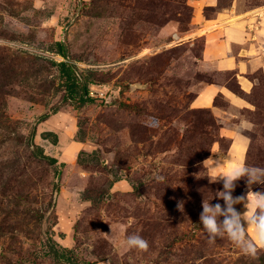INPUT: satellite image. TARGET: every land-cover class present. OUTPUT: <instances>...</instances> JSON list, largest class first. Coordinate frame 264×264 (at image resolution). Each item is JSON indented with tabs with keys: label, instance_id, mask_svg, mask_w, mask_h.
Returning <instances> with one entry per match:
<instances>
[{
	"label": "rangeland",
	"instance_id": "374dc122",
	"mask_svg": "<svg viewBox=\"0 0 264 264\" xmlns=\"http://www.w3.org/2000/svg\"><path fill=\"white\" fill-rule=\"evenodd\" d=\"M230 6L0 0V264H69L58 249L71 264H264V249L249 257L199 230L229 167L210 172L209 158L264 168V24L257 11L238 27ZM58 41L88 84L83 107L65 99ZM248 190L240 180L233 196ZM130 234L148 249L124 250Z\"/></svg>",
	"mask_w": 264,
	"mask_h": 264
},
{
	"label": "clouds",
	"instance_id": "9594fccd",
	"mask_svg": "<svg viewBox=\"0 0 264 264\" xmlns=\"http://www.w3.org/2000/svg\"><path fill=\"white\" fill-rule=\"evenodd\" d=\"M237 135H242V130L238 129ZM208 160L212 161L208 168L210 172H216L226 164L229 167L212 181L222 183V189L215 192L206 203L203 201L199 216L202 227L199 230L209 244H215L218 238H227L244 255L256 257L259 250L264 249V193H254L251 187L264 184V168L239 164L228 157L222 161ZM240 180L246 182L249 190L246 195L234 197L233 192ZM213 199L218 201L214 205L210 203ZM219 201H223V204ZM238 204L243 205V213L237 211L235 206ZM178 207L183 210V202ZM249 229L253 233L252 239L248 237ZM120 243L127 251L143 252L149 247L148 241L138 234L126 235Z\"/></svg>",
	"mask_w": 264,
	"mask_h": 264
},
{
	"label": "trees",
	"instance_id": "16d2710c",
	"mask_svg": "<svg viewBox=\"0 0 264 264\" xmlns=\"http://www.w3.org/2000/svg\"><path fill=\"white\" fill-rule=\"evenodd\" d=\"M53 48L55 53L63 58L62 62H53V66H55L59 72V78L61 80V84L65 88L67 95L65 99L70 100L75 108L83 107V105L92 102L93 100L88 95V84L85 81H80L79 77L75 73V69L72 65L66 61L67 55V47L63 42H55L53 44ZM55 114V113H54ZM47 115L42 116L41 119H45ZM52 136L53 140L51 141L52 145L57 144V136L54 133L46 132L42 135L43 139L48 140V137ZM34 148V156L39 158L40 160L47 161L50 165L57 164L56 159L49 157L43 153V150L38 147L31 145ZM52 258L57 262L69 263L73 262V256L70 250L67 249H58L54 250L52 253Z\"/></svg>",
	"mask_w": 264,
	"mask_h": 264
},
{
	"label": "crops",
	"instance_id": "0c3cea01",
	"mask_svg": "<svg viewBox=\"0 0 264 264\" xmlns=\"http://www.w3.org/2000/svg\"><path fill=\"white\" fill-rule=\"evenodd\" d=\"M240 1H242V0H231L230 8L226 11H223L221 14H224L225 12H229L231 15L232 13H234V9L236 8L235 14L233 15L234 17L232 18V16H230L232 18V20H234L236 22L234 24L235 25L239 24L238 27H240L242 23L243 24L248 23V27H249L252 24V20H254L255 18L258 17L256 12L260 11L261 12L259 14L260 23H261V25L264 24V21L262 20L264 17V0H248L250 2L256 3L254 6H251V4H252L251 3L248 6V10L238 9V4ZM220 25H221V23H220ZM213 91L214 90L212 88H207L204 90V92L211 93V94H213Z\"/></svg>",
	"mask_w": 264,
	"mask_h": 264
}]
</instances>
